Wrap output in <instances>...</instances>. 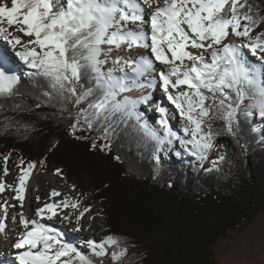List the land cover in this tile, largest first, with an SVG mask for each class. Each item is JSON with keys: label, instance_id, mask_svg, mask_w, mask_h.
<instances>
[{"label": "snow or ice", "instance_id": "snow-or-ice-1", "mask_svg": "<svg viewBox=\"0 0 264 264\" xmlns=\"http://www.w3.org/2000/svg\"><path fill=\"white\" fill-rule=\"evenodd\" d=\"M261 9L260 0H162V5L161 0H11L10 7L0 4V113L10 111L23 118L24 113L33 111L23 99H16L25 96L22 79L14 67L18 61L31 70L29 77L39 78L32 80L39 90L33 100L35 108L48 107L53 115L67 114L71 118L70 134L97 130L107 140L112 123L135 117L139 129L157 145L178 139L201 160L217 147L216 139L222 134L244 147L238 138V113L250 116L254 110L264 119V31L252 35L264 23ZM230 35L244 42H225ZM133 47L150 49L151 56L138 54L135 58L130 55ZM244 49L259 63L251 60ZM120 52L129 55L125 58ZM109 62L111 66L106 67ZM157 62L165 66L158 72ZM151 73L156 75L139 79ZM157 75L159 86L185 122L183 131L189 139L178 137L172 130L168 109L161 105H156L160 113L157 124L163 136L140 122L137 107L147 103L150 96L133 99L123 95L152 86ZM85 79L89 83H82ZM5 119L6 133L20 123L14 117ZM218 120L223 121L219 131L212 124ZM4 159L7 163L8 157ZM218 160L224 161L225 155ZM34 167L29 163L21 169L13 189V199L20 202L21 208ZM55 174L63 175L60 169ZM4 191L5 185L0 182V193ZM59 195L51 193L53 197ZM0 207L5 211L0 219L3 233L7 208L15 205L5 202ZM61 207L79 209L78 203L65 200L37 209L36 219L17 213L24 231L11 244L17 250L12 264H72L73 255L79 264H103L108 256L112 264H122L128 249L121 247L116 237L107 236L99 243L87 241L96 258L93 260L41 222L57 216ZM87 211H81L77 220Z\"/></svg>", "mask_w": 264, "mask_h": 264}, {"label": "trees", "instance_id": "trees-1", "mask_svg": "<svg viewBox=\"0 0 264 264\" xmlns=\"http://www.w3.org/2000/svg\"><path fill=\"white\" fill-rule=\"evenodd\" d=\"M260 3L264 16V0ZM260 31L264 23L252 35ZM29 71L19 75L25 96L16 99L33 111L23 118L0 113V161L17 154L28 164L38 162L46 169L55 165L73 190L92 194L101 206L105 237H116L128 249L122 264H214L216 243L264 212V133L254 110L250 116L238 113V138L244 147L226 134L218 136L212 151L224 145L220 155L225 160L216 159L206 168L179 140L157 145L139 129L135 117L112 123L107 140L97 130L70 134L67 114L35 108L39 90L32 80L39 78L29 77ZM5 117L20 123L6 133ZM145 122L162 136L161 129ZM212 124L217 131L223 127V121ZM83 254L96 260L91 253ZM72 264H79L74 256ZM103 264H112L110 256Z\"/></svg>", "mask_w": 264, "mask_h": 264}, {"label": "bare ground", "instance_id": "bare-ground-1", "mask_svg": "<svg viewBox=\"0 0 264 264\" xmlns=\"http://www.w3.org/2000/svg\"><path fill=\"white\" fill-rule=\"evenodd\" d=\"M0 4H5L8 7L11 6V3L5 0H0ZM161 5H162V0H161ZM130 27H135V26L130 25ZM144 27H148V25H144ZM231 42L235 44H241L238 40ZM243 51L248 53V56L250 57L251 60L259 63V61L256 60V57L252 56L247 49H244ZM193 52H196V50H194ZM119 54L124 56L125 58H127V56L129 55V53L126 52H120ZM138 54H147L148 56H151L150 49L133 47L131 49L130 55L135 58H138ZM20 64L22 63L18 61L14 63L15 70H17L20 67ZM155 68L157 69L158 72L160 69H164L165 66L157 62L155 63ZM152 75H156V74L151 73L145 75L144 77H140V80H146V77L150 79ZM157 79H159L158 75L156 76V80L154 81H157ZM154 86L155 85H153L152 87ZM123 95L129 96L133 99L138 98L141 95L150 96V99L148 100L147 103L139 104L141 105L140 108L141 109L151 108L150 106L154 107L155 108L154 113L157 115L155 116V118H158L160 117V113L158 112L155 106L161 105L165 107L166 109H168L167 115L172 130L175 132L176 130H174V127L181 126L183 131V126L185 122L181 120L179 114L178 116L176 115V109L169 102V100L167 99V94L163 91L162 88L160 95H164L166 97V101L171 108L168 105L159 104V101L156 100L155 97L151 94L150 86H145L143 88H136L133 89V91L131 92L124 93ZM20 174H21V169L17 170L15 173L9 172L7 175H5V172H0V181L2 178L5 181V191L0 193V202L2 203L4 201L7 202L8 205H15V207L7 208L6 231L0 233V264H12L17 250L12 248L11 244L15 242L17 234L22 233L24 231L22 228L19 227V216L17 215V213L23 212V214L26 217L30 219H36L35 211L43 207L45 204H54V203L60 204L62 201L67 200L70 203H78L79 205V209H72L71 207L58 208L57 216H54L51 220L44 219L41 221L46 226L55 229L60 234V237L63 242L69 243L73 247L78 246V242H87L89 240L99 243L98 242L99 230L101 229V226L97 223L99 216H95L94 218H91L90 213L92 211L93 213H95V210L93 209L89 211V214H84L79 220H77V217L80 215V212L86 207L87 204L86 203L80 204L77 199L79 195L78 196L76 194L73 195L72 193L73 189H71V187L69 189L68 188L69 186L65 182H63L60 178H58V176L51 174L52 177L50 178H40L36 180V174L35 172H33L29 181L26 182V186H25L26 191L24 193L23 208H21L20 202L18 200L13 199V197L16 195L13 189L18 184V177ZM34 181L36 183V193L34 195L36 199L32 200L28 198L27 200L26 194L28 190H30V188H34V186H31V183H34ZM11 186H13L12 191L10 188ZM53 191L60 193V195L54 197L51 196V193ZM1 208H0V219H3L4 218L3 215L5 214V211L4 208L3 209ZM64 216H67L68 218L62 219V217ZM13 217H16L15 222L13 221ZM75 229H80V230L77 231Z\"/></svg>", "mask_w": 264, "mask_h": 264}, {"label": "rangeland", "instance_id": "rangeland-1", "mask_svg": "<svg viewBox=\"0 0 264 264\" xmlns=\"http://www.w3.org/2000/svg\"><path fill=\"white\" fill-rule=\"evenodd\" d=\"M5 1H8L9 3H11V0H5ZM237 40L240 43L244 42V40L239 39L235 36H231V35L229 36L228 40L225 42H231V41H237ZM189 51H194V49H189ZM109 66H110V62L108 65H106V67H109ZM26 69H27V67L22 63V64H20V67L16 70V72L18 75H20ZM148 79L149 78L146 77V80H148ZM157 82H159V79H157V81L155 83H157ZM152 86H153V84H152ZM152 86H150V90H151V94L155 97V99L158 100L161 104L169 106V104L166 101V97H163L164 95H160V93H161L160 86L158 85L159 88L154 87L153 90H152ZM140 107H141V105H138L137 112L140 113L141 120L142 121L143 120L149 121L151 119L150 121L151 122L153 121L155 123V124L154 123H152V124L157 125L159 127V125L157 124V120L159 119V117L155 118V116H157L154 113L155 108L150 106L151 108H142L141 109ZM139 110H141V112ZM144 113H145V117L142 115ZM176 115L178 116L177 112H176ZM150 116H152L153 118H150ZM257 127H258V129H261L262 132L264 133V120L263 119L258 121ZM174 130H176L175 133L177 134L178 137H184L186 139L190 138V136H185V133L182 131L181 126L174 127ZM53 143H54V141H52V144ZM190 147L191 146H189V148ZM220 153H221L220 147H218L214 151H210L208 153L207 159H204L203 167L209 168V167L213 166L214 161L216 159H218ZM21 162H23V163H21ZM27 164H28L27 159L22 158V156L19 157L16 154L13 158H11L10 160H7V163H5L4 160L0 161V172H5V167H6L8 173L9 172L15 173L19 169H22V168L26 169ZM34 165H35V167H34V169L31 170L30 177L32 176L33 172H35V174H36V180L40 179V178H50V177H52L51 174H53L55 176H58V178H60L63 182H65L63 180V176H59V175L55 174L56 170L59 169L57 166L52 165L51 167L46 169L43 166V164H40L38 162L35 163ZM29 179H28V181H29ZM0 182H3L5 185V181L3 180V178L1 179ZM66 184L69 186L68 188L70 189L71 186L68 183H66ZM31 186H34V188H30V190H28V192L26 194L27 200H28V198H30L32 200L36 199L34 197V195L36 193L35 181H34V183H31ZM12 187L13 186L10 187L11 191H12ZM71 189H72V187H71ZM84 191L85 190H83V191L80 190L77 192L76 190H73L72 193H73V195L76 194L77 196L78 195L80 196V197L78 196V198H77L78 202L80 204L86 203L87 204L86 207H87V209H89V211H91L93 209L95 210V213H93V211L90 213L91 218H94L95 216H99L97 223L101 226V229L99 230L98 242H101L105 238V231L103 229V227H105V223H104V217L102 216L103 213L101 211V206L99 204V201L94 200L92 194H88ZM4 204H5L4 201L2 203L0 202V205H4ZM1 209H3V208H1ZM89 211L84 212V214H89ZM3 217H5V214L3 215ZM80 245L83 246L84 245L83 242H78V246H76L75 248L78 251H80L82 254L83 253H91L88 245H84L85 248L80 246ZM62 259H65V258H62ZM213 261H214V264H264V212L260 213L253 220V222L248 224L245 228L235 230V231H230L227 233V235L224 238L219 240L216 243V245L213 247ZM58 264H59V262H58Z\"/></svg>", "mask_w": 264, "mask_h": 264}]
</instances>
